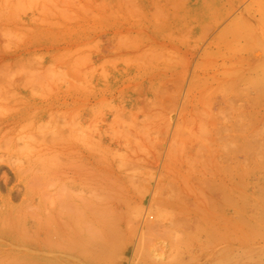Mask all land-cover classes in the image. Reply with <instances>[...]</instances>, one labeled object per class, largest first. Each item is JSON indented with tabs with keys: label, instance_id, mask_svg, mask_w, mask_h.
I'll return each instance as SVG.
<instances>
[{
	"label": "rangeland",
	"instance_id": "374dc122",
	"mask_svg": "<svg viewBox=\"0 0 264 264\" xmlns=\"http://www.w3.org/2000/svg\"><path fill=\"white\" fill-rule=\"evenodd\" d=\"M238 1L0 0V118L40 104L65 112L44 119L72 126L49 167L61 173L64 148L85 137L88 218L199 221L211 210L220 222L230 204L260 209L264 0L227 10ZM69 174L76 183L72 164Z\"/></svg>",
	"mask_w": 264,
	"mask_h": 264
},
{
	"label": "bare ground",
	"instance_id": "6f19581e",
	"mask_svg": "<svg viewBox=\"0 0 264 264\" xmlns=\"http://www.w3.org/2000/svg\"><path fill=\"white\" fill-rule=\"evenodd\" d=\"M240 1L227 10L233 11ZM86 104L89 111L93 103ZM45 106L40 104L36 113L23 110L0 118L5 141V150H0V256H15L17 264H264L262 205L230 204L227 213L220 208L227 214L220 222L207 218L217 215L211 210L209 221H203L204 216L199 221L166 220L163 213L162 219L130 223L88 218L85 137L77 148H64L61 173L49 167L56 147L71 138L72 126L45 128L47 116L65 117V112H49ZM25 121L30 131L18 134ZM71 164L76 183L70 180Z\"/></svg>",
	"mask_w": 264,
	"mask_h": 264
}]
</instances>
